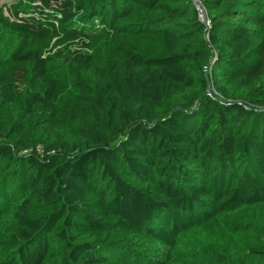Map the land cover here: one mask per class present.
<instances>
[{"label":"trees","instance_id":"trees-1","mask_svg":"<svg viewBox=\"0 0 264 264\" xmlns=\"http://www.w3.org/2000/svg\"><path fill=\"white\" fill-rule=\"evenodd\" d=\"M201 1L0 0V264H264V0Z\"/></svg>","mask_w":264,"mask_h":264},{"label":"rangeland","instance_id":"rangeland-1","mask_svg":"<svg viewBox=\"0 0 264 264\" xmlns=\"http://www.w3.org/2000/svg\"><path fill=\"white\" fill-rule=\"evenodd\" d=\"M3 2H1L0 4H2ZM105 43H106V39H105L104 36H99V37L95 38L94 41H93V45L96 46L97 48H99L101 45H104ZM5 53L6 52L3 51V50L0 51V58H2ZM50 71H51V73H53L54 75H56L58 77H61V78L67 79V80L69 79L67 77V69H66V66L64 64H62L61 62H59V61H53V63H51ZM71 89L73 90L72 87H71ZM211 90H213V89H211ZM263 91H264V86H258L257 89L253 93V95L257 97V101L258 102L260 101V99H262L261 98V94H262ZM61 100L62 101L58 105V107L60 109H66V107H68V105L71 102V94L65 96ZM202 250H204V248Z\"/></svg>","mask_w":264,"mask_h":264},{"label":"built area","instance_id":"built-area-1","mask_svg":"<svg viewBox=\"0 0 264 264\" xmlns=\"http://www.w3.org/2000/svg\"><path fill=\"white\" fill-rule=\"evenodd\" d=\"M196 10L198 12V16L200 18V20L208 27H211V20L209 18L208 12L206 7L203 5L201 0H192Z\"/></svg>","mask_w":264,"mask_h":264},{"label":"water","instance_id":"water-1","mask_svg":"<svg viewBox=\"0 0 264 264\" xmlns=\"http://www.w3.org/2000/svg\"><path fill=\"white\" fill-rule=\"evenodd\" d=\"M208 93L210 94V96H212L213 98H216L215 93L213 92V90L209 89Z\"/></svg>","mask_w":264,"mask_h":264}]
</instances>
